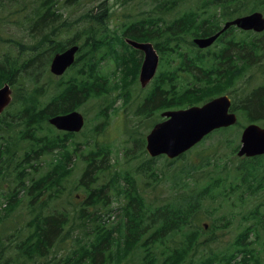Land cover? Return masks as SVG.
I'll list each match as a JSON object with an SVG mask.
<instances>
[{
    "label": "rangeland",
    "instance_id": "374dc122",
    "mask_svg": "<svg viewBox=\"0 0 264 264\" xmlns=\"http://www.w3.org/2000/svg\"><path fill=\"white\" fill-rule=\"evenodd\" d=\"M54 1V31L49 36L51 44L61 42L60 37L72 36L74 42L83 45L84 34L78 31L84 24L82 14L93 10L99 0H79L73 5L65 0ZM200 1L203 4L199 5ZM104 3L109 12L105 23L109 32L105 40L108 41L99 42V34L103 29L92 24L96 34L93 47L101 46L94 54L97 62L95 81L86 76V61L91 54L89 48H83L79 62L64 75L55 77L50 74L49 44L41 41L40 34L35 29H30L37 14L34 9L39 0H3L0 3V67L7 70V75L0 77V86L9 83L16 94V102L0 117V256L11 257L12 263L26 264V260L14 258L11 252L15 241L24 247L27 238L34 243L37 236L31 232L28 224L38 211L31 212L28 208L30 198L26 196H35L42 188L44 193L53 191L49 195L52 196L49 204L54 209L67 208L69 203L77 206L84 196L78 185L87 170L88 162L84 158L100 148L108 154L109 161L106 162L103 154L99 168L91 170L95 171L91 180L93 185L102 184L99 188L109 195L106 224L117 230L114 241L118 248L114 250V254L124 258L119 264H142L145 255L142 245L137 243L127 247L121 239L122 207L126 202L123 193L125 179L127 188L137 182L136 186L143 195L144 209L149 211L164 204L171 194L183 193L186 188L189 193L192 188L201 190V185H211L212 192L201 203L197 220L188 225L184 234L169 239L164 246L155 247L156 253L165 252L169 255L170 250L179 248L185 235H190L192 241L195 239L191 247L183 251L179 248L181 253H174L175 259L169 264H226L225 259L231 253L235 254L236 242L247 227L250 232L246 246H251L252 249L243 264H264V169L259 173L263 176L260 180H251L254 189L249 190L240 178V169L250 161L248 158L237 157L235 152L231 153L238 149L240 134L249 125L244 113L236 112V125L230 127V130L215 134L202 145L195 146L192 152L186 154L184 161L171 162L165 157L155 161L154 172L160 176L155 183L140 178L138 168L150 158L146 153L142 154L138 141L144 139L152 124L157 121L154 111L161 107H148L149 111L154 112L153 116L139 113V105L155 88L156 82L154 79L145 87L140 86L138 73L142 62L141 54L121 46L123 25L151 18L152 28L161 31L165 23L177 21L184 14H191L196 16V23L180 34L176 43L172 40L168 43L163 37L151 42L162 50L156 75L165 77L172 65L178 66L183 58L196 61L202 57L206 65H212L207 60L208 55L219 52L228 38L245 39L246 36L249 44L264 47V31L260 35L253 33L254 31H247V34L245 31H232L222 43L199 49L193 43V34L196 33L199 22L205 21L204 24H211L217 29L227 20L239 15L259 11L264 16V0H231L229 6L233 11L224 16L220 15L222 6L214 2L210 5L209 0H180L172 10L159 14L163 22L153 18L158 16L155 8L157 0H104ZM96 12L97 10H93V13ZM174 49L175 53L171 51ZM203 50L205 52H201ZM36 54L43 56L42 61L33 58ZM255 60L252 67L237 64L233 67L232 74L220 79L211 77L212 81L202 84V93L196 101L216 93L233 96L236 100L235 81L239 86L247 85L251 90L259 88L264 83V50L258 52ZM76 77L83 80L85 98L76 110L83 115L84 125L79 132L65 137L62 131L55 130L45 119L37 116L36 111L44 108L60 85L75 80ZM172 82L175 89L180 87L176 78ZM26 103L30 104L29 113L33 114L32 129L28 126L26 117L23 118L26 116ZM256 124L264 128V120ZM52 139H63L64 145L61 148L78 150L80 157L77 160L69 156L65 158L63 152L44 141ZM99 160L101 158L98 157L97 162ZM259 160L264 165V158L254 161ZM254 161L251 163L259 172ZM176 175L177 185H173ZM251 212L257 213V219H252ZM259 216L263 218L262 226L259 224ZM203 224H207L205 231ZM70 232L67 243L73 247L61 245L52 251L61 260L73 249L90 242L84 237L77 240L79 244H73V237L79 232L75 227ZM177 234H180V230ZM164 256L165 254H161L155 264H163ZM241 258L243 257H238L235 261ZM46 264L51 263L48 261Z\"/></svg>",
    "mask_w": 264,
    "mask_h": 264
},
{
    "label": "trees",
    "instance_id": "16d2710c",
    "mask_svg": "<svg viewBox=\"0 0 264 264\" xmlns=\"http://www.w3.org/2000/svg\"><path fill=\"white\" fill-rule=\"evenodd\" d=\"M3 0H0V3ZM36 1V0H30ZM69 1L71 5L78 3L79 0H65ZM83 1V0H82ZM180 0H157L155 8H157L156 14L153 18H159V14L172 10ZM223 4L220 15H230L233 11L232 7L229 6L231 0H209V4ZM54 0H39L38 6L34 9L36 11L35 19L32 21L30 29H35L39 34L41 41H46L49 44L50 56L53 52L61 51L64 47L72 42V36L60 37L61 42L56 41L54 45L51 44V39L54 27L52 26L54 18ZM197 4V3H196ZM203 4L200 1L199 5ZM198 5V4H197ZM93 10H97L93 13ZM93 10L82 14L84 24L78 31H82L84 34L83 48L90 49V56L86 62V76L88 79L95 81V72L97 62L94 58V54L100 49V45L96 48L93 47L95 44V32L93 31V25H97L103 30L99 34V42H103L107 37L108 27H106V20L109 15L106 3L104 0H99ZM47 19V20H46ZM162 22L161 20H158ZM152 19L145 18L140 21L134 22L131 25L124 26L121 30V36L136 38L141 40H157L163 37L166 42L172 40L176 43L179 40V35L184 33L187 29L192 27L196 23V16L191 14H184L177 21L165 24L161 31H157L152 28ZM205 21L199 22V26L196 28L194 37H208L215 33L217 30L213 28L211 24H204ZM206 25V26H205ZM68 27V26H67ZM75 30V32H78ZM54 37V36H53ZM246 39V48L243 49L226 47L224 46L219 52H212L207 60L212 62V65L206 66L205 60L200 57L196 61L183 58L177 68L171 67L169 72L177 70L194 74L196 77L201 76L203 79L213 77L219 79L221 75L226 71L233 70L238 63L249 65L252 64L249 61L256 63L255 56L260 50H264V47L254 46L249 44ZM108 41V40H105ZM162 51V50H160ZM173 53L176 50H171ZM49 56V57H50ZM42 55L36 54L33 56L37 61H42ZM80 58V57H79ZM79 58L77 61H79ZM32 61H30L31 63ZM215 62V64H213ZM40 65V63H39ZM213 70V71H212ZM7 75V70L0 67V77ZM76 80L82 82L83 80L76 77ZM200 80V79H198ZM244 88H240L239 92L244 93ZM182 92L190 93L191 88H187ZM16 97V94H15ZM85 95L83 94V85L65 83L60 85L58 90L53 94L49 102L44 106L43 109L37 112V116L44 118L46 116H55L58 114H65L76 107H79L83 102ZM147 108L150 105H157L161 109L174 107L180 105L179 94L177 91L172 92L168 90H159L154 88L147 97L144 99V105ZM236 109L243 111L245 117L249 123L263 121L264 120V83L259 87L251 90L243 96H240ZM32 113L28 112L26 108V120L32 121ZM33 124L30 123V127ZM72 134H64L65 137H70ZM46 143L51 144L54 149H58L64 153V156H69L71 159L77 160L80 157L78 150H64L61 147L63 139L59 140H44ZM97 151L89 153V157L84 158L88 165L86 171L79 181V188L83 192V199L76 206L75 203L68 204V207L61 208L60 210L54 209L52 204H49V196L53 191L49 190L44 193L42 188L39 189L35 196H26L30 198L29 209L32 213L38 211L34 218L30 220L28 226L31 228V232L36 233L35 242H30L29 238L26 239V246L21 247L17 241L13 243L12 253L14 258L19 260H26V264H46L50 261L51 264H119L122 259L114 254V250L118 248L115 246L114 233L117 230H113L108 224L106 219L108 218L110 200L109 195L104 189H100L101 185H93L91 175L95 171H91L92 168L98 169L102 163L103 154L106 162H108L107 153L100 148H96ZM186 153L179 156L176 161H184ZM88 156V155H87ZM101 158L97 162V158ZM264 158V156L262 157ZM254 160V159H252ZM154 160H148L142 164L139 168L141 176L145 177H156L154 169L151 164ZM204 164V163H203ZM259 172L254 169L253 164L247 167L248 175L241 176L244 185L247 189H254L250 183L251 180L258 181L261 179L259 173L263 171L264 165L260 163ZM181 172H186L181 170ZM254 173V174H253ZM173 185H177V175L174 177ZM181 185V184H180ZM105 187L106 184H105ZM38 187L36 186V189ZM201 190H195L192 188L188 193L187 188L183 193L172 194L162 205L155 206L152 210L144 209L143 195L140 189L133 183L128 188L125 187L124 199L125 204L122 207L123 224L121 226L122 236L121 239L123 244L127 247H131L137 243L144 247L145 255L143 257L142 264H155L158 262V257L161 254H165L163 264H169L172 260L174 253H181L188 247H191L192 241L190 235H185L183 242L179 244V248H173L170 250V254L165 252L156 253L155 247H161L166 242L177 236L184 234L186 228L190 223H194L200 215L201 203L205 200L206 195L209 194L211 185H201ZM179 190L178 187L175 188ZM253 192V190H252ZM253 213L252 219H257V213ZM255 215V216H254ZM260 217V216H259ZM263 218L260 217L259 224L262 226ZM75 227V230L79 232L73 237V244H79L77 240L87 237L88 241L79 248L73 249L68 256L63 260L59 257H55L52 251L61 245H65L66 248L72 246L68 244V236L71 234V230ZM180 230V234L177 231ZM236 242L235 254L232 253L228 258L225 259L226 264H243L244 259L248 252L252 249L250 246H246L248 243L247 236L250 229L247 227ZM19 232V231H16ZM144 238V240H143ZM73 247V246H72ZM72 247L70 249H72ZM176 251V252H173ZM243 257L237 261L236 258ZM12 259L9 256H0V264H18L10 262ZM23 264V263H19ZM200 264H213L201 262Z\"/></svg>",
    "mask_w": 264,
    "mask_h": 264
},
{
    "label": "water",
    "instance_id": "95a60500",
    "mask_svg": "<svg viewBox=\"0 0 264 264\" xmlns=\"http://www.w3.org/2000/svg\"><path fill=\"white\" fill-rule=\"evenodd\" d=\"M230 23L236 24V26L244 30L253 29L259 32L264 29V20L259 14L243 16ZM216 37L217 35L208 39H196L195 43L199 47H206ZM127 42L134 48L144 52V61L140 70V83L145 86L155 72L158 60L157 55L153 51L151 44H139L129 40ZM77 50V46H71L63 52L55 54L51 60L50 72L56 76L61 75L73 63ZM9 102L10 90L8 85L5 84L0 89V113ZM227 106V99L221 97L210 101L201 108L191 107L186 111L176 110V112L164 113L163 116L170 117V119L154 126L146 136L147 152L152 157L159 154L174 157L189 148L195 143V140L201 139L202 134L210 128L233 124L235 122L234 115L226 117ZM208 117L211 118L208 119ZM49 123L59 130L76 132L81 129L83 118L77 112H70L49 119ZM241 143L238 156L264 154V130L256 125H250L244 130L241 136Z\"/></svg>",
    "mask_w": 264,
    "mask_h": 264
},
{
    "label": "bare ground",
    "instance_id": "6f19581e",
    "mask_svg": "<svg viewBox=\"0 0 264 264\" xmlns=\"http://www.w3.org/2000/svg\"><path fill=\"white\" fill-rule=\"evenodd\" d=\"M47 20V19H46ZM258 125V124H257Z\"/></svg>",
    "mask_w": 264,
    "mask_h": 264
}]
</instances>
